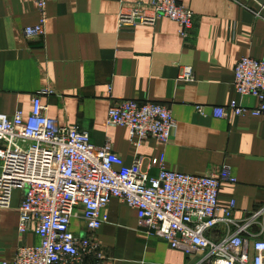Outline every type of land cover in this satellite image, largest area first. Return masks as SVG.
I'll use <instances>...</instances> for the list:
<instances>
[{
    "label": "crops",
    "instance_id": "1",
    "mask_svg": "<svg viewBox=\"0 0 264 264\" xmlns=\"http://www.w3.org/2000/svg\"><path fill=\"white\" fill-rule=\"evenodd\" d=\"M135 0H48L44 35L28 39L22 31L40 19L33 0H0V114L26 117L32 97L42 90L46 115L61 127L88 133L97 147L106 143L130 165L142 160L149 178L159 170L151 159L165 158L169 171L204 175L227 167L235 184H223L218 206L235 208L233 223H243L264 209V118L219 119L214 107L232 101L255 108L252 97H240L233 88L234 67L243 57L264 60V9L254 0H175L193 13L187 38L168 19L152 27L118 29L117 15ZM148 1V0H146ZM190 67L191 83L182 82ZM157 103L168 107L175 129L166 145L147 139L135 148L124 127L106 125L114 101ZM205 107V116L195 107ZM22 191L15 190L10 205L0 208V264H11L16 249L34 246V233H18ZM108 222L92 233L102 247L103 264H197L200 256L170 249L161 238L148 236L137 213L113 199L106 209ZM81 211L71 224L86 236ZM222 218V214L219 215ZM235 226L218 223L207 237L220 241ZM243 237L264 241V214L253 221Z\"/></svg>",
    "mask_w": 264,
    "mask_h": 264
},
{
    "label": "built area",
    "instance_id": "2",
    "mask_svg": "<svg viewBox=\"0 0 264 264\" xmlns=\"http://www.w3.org/2000/svg\"><path fill=\"white\" fill-rule=\"evenodd\" d=\"M33 1L40 19L23 29L28 39L43 36L46 24L48 0ZM160 19L175 23L183 39L193 25L192 11L175 0H135L117 15L118 29L152 27ZM179 80L193 82L192 69L184 68ZM233 88L240 97L254 98L257 106L232 101L227 107L212 108L213 117L264 118V60L241 58L234 67ZM52 94L35 93L26 117L20 111L12 117L0 114V208H7L13 192L21 190L18 233L32 232L39 239L37 245L18 247L11 264H103L104 251L92 233L108 222L106 209L113 199L136 211L146 235L161 238L186 256L199 255L197 264H264V241L243 237L264 209L243 223H233L235 204L218 206L222 185L236 183L227 167L188 175L167 170L161 156L151 159L150 167L159 173L149 178L141 170L140 158L127 166L109 143L97 147L88 133L61 127L49 118L40 98ZM195 110L205 116V107ZM106 125L128 129L130 143L138 148L150 138L166 145L175 120L164 105L124 100L110 104ZM78 211L89 235L71 231ZM220 222L235 226V231L213 241L207 234Z\"/></svg>",
    "mask_w": 264,
    "mask_h": 264
},
{
    "label": "water",
    "instance_id": "3",
    "mask_svg": "<svg viewBox=\"0 0 264 264\" xmlns=\"http://www.w3.org/2000/svg\"><path fill=\"white\" fill-rule=\"evenodd\" d=\"M254 1L264 9V0H254Z\"/></svg>",
    "mask_w": 264,
    "mask_h": 264
}]
</instances>
